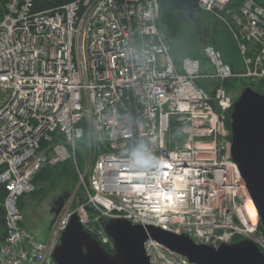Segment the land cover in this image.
Listing matches in <instances>:
<instances>
[{"label":"built area","instance_id":"1","mask_svg":"<svg viewBox=\"0 0 264 264\" xmlns=\"http://www.w3.org/2000/svg\"><path fill=\"white\" fill-rule=\"evenodd\" d=\"M196 1L231 35L240 69L208 44L211 73L195 58L176 64L160 0H75L43 12L33 0H8L0 19V264H56L53 251L73 215L104 248L113 244L101 220L124 219L215 248L248 240L264 255V231L257 212L246 211L252 201L230 156L225 122L234 101L224 87L232 78L264 86V7ZM198 80L212 81L210 92ZM172 117L182 125L179 140ZM137 153L151 162L141 164ZM66 161L77 185L47 241H38L18 200L34 191L38 171ZM163 191L178 198L169 203ZM144 250L150 264H193L151 238Z\"/></svg>","mask_w":264,"mask_h":264},{"label":"water","instance_id":"2","mask_svg":"<svg viewBox=\"0 0 264 264\" xmlns=\"http://www.w3.org/2000/svg\"><path fill=\"white\" fill-rule=\"evenodd\" d=\"M167 1L172 10L186 13L192 21L195 20L198 12L196 0ZM171 18V12L160 17V28L165 32H171ZM230 142L231 159L237 166L264 231V95L250 87H245L233 103ZM50 213L54 214L52 225L58 211ZM103 228L112 241L113 253H108L85 232L77 216L73 215L59 237L52 259L56 264H150L144 243L151 238L193 264H264V255L248 240L215 248L196 244L185 235H176L158 227L132 225L124 219L107 220Z\"/></svg>","mask_w":264,"mask_h":264},{"label":"rangeland","instance_id":"3","mask_svg":"<svg viewBox=\"0 0 264 264\" xmlns=\"http://www.w3.org/2000/svg\"><path fill=\"white\" fill-rule=\"evenodd\" d=\"M161 4V12L167 13L168 8L166 7L164 0H161ZM174 19L176 34L173 37H168V43L173 55L177 59L181 60L185 57L193 56L201 60L203 58L204 41H209L212 38V41H215L214 43L222 50H224V45L228 43L225 39L226 35L224 34V27L221 28V26H218V28H214L211 24L210 16L204 19L203 17L195 15V20L192 21L186 13L176 12ZM227 49H230L229 58L234 61V67H236V69L237 67L239 68V65L241 66V61L237 53L230 46H228ZM206 68L209 72L212 71L208 64L206 65ZM244 88L237 87L229 92L233 101L237 99ZM175 134V132L172 133V136L176 137ZM58 181L60 185H55L53 188L47 186L45 188L46 193L42 197L35 200L31 199L28 203L26 202L21 211L26 227L31 231L38 230L41 235H45L42 242L47 241L50 234L51 222L54 218L49 210L52 199L55 194L60 192V190L72 186L74 179L71 176H68ZM34 234V238L38 240L40 235L37 233ZM239 240L241 239L237 238L235 242Z\"/></svg>","mask_w":264,"mask_h":264},{"label":"trees","instance_id":"4","mask_svg":"<svg viewBox=\"0 0 264 264\" xmlns=\"http://www.w3.org/2000/svg\"><path fill=\"white\" fill-rule=\"evenodd\" d=\"M73 1H75V0H33V9L36 12H43V11H47V10H53V9L59 8V7L63 6V5H66V4L70 3V2H73ZM243 1L244 0H231L230 7L232 9H234V10H237L239 5ZM255 1L259 5H262L264 7V0H255ZM7 2H8V0H0V19L3 17L4 11H5V5H6ZM160 5H161V8H162L161 0H160ZM211 24L214 26V28L215 27L218 28V26H220L217 23V21H215L212 18H211ZM221 28H222V26H221ZM223 30H224V34L226 35L225 39L228 42L226 45H224V50H226V51L222 50L219 46H217L214 43L215 41H212L213 38L208 41V45H212L218 51H220V53L222 55V58H223V61L225 63L229 64L231 66V68L234 71H236V70L240 69L241 66L239 65V68L237 67V69H236V67H234V61L229 58L230 52H229V49H227V47L230 46L237 53L236 45H235V42L232 39L231 35L227 31V29L224 28ZM166 35H167V38H168L169 35L167 33H166ZM171 54H172V57L174 59V62L176 64H179L180 59H177L173 55L172 51H171ZM190 57L198 59L197 57H193V56H190ZM199 61L201 63V68H202L203 65L207 64L204 56ZM202 72L211 73V72H205L203 70H202ZM197 85L199 87L203 88L204 90H206L207 92H210L211 86L213 84H212V81L198 80L197 81ZM244 86L245 87H250L255 92H258L260 94H264V86H263V84H261L259 82H250V81H247V80H244V79H240V78H232V79H229V80L224 82V87H225V89L228 92H230L233 89H236L237 87L244 88ZM231 110H229V112L227 113L226 122H225V127L228 130V132L230 131V113H231ZM170 121H171V127H172L171 128V132L172 133H174V132L176 133L175 135H176L178 140L181 139L183 137V135L181 134L182 125L178 124L176 122V118L175 117H172ZM229 139H230V136H229ZM78 143L80 145L84 144V142H81V141L78 142ZM78 159H79V161L81 163L79 154H78ZM2 169L3 168L0 166V172L2 171ZM68 176H71L74 179L73 185L70 186V187H67V190L70 193L75 188L78 179H77V176H76V174H75V172H74V170H73V168L71 166V163L69 161H66V162H63V163H60V164H57V165H54V166H45V167H43L40 171H38L36 173V175L33 178L32 184L34 186V191L31 194H29V195H26V196H23V197L19 198L18 207H19L20 211L23 210L24 205L26 204V199L27 198H29V200H31V199L35 200V199H38V198L42 197L46 193V191H45L46 189L45 188L47 186L48 187L51 186L53 188L55 185L59 184L58 180L63 179V178L68 177ZM57 181H58V183H57ZM4 196H5L4 186L0 185V226L2 227V231H3L2 235L0 236V244L3 242L4 236H5V230H4V224H3L4 210H3V207H2V202H3ZM100 223H101V225H103V223H104L103 220H101ZM260 228H261V226H260ZM91 237L95 238L93 235H91ZM236 239L237 238H235L234 242L236 241ZM105 250L108 253H113L114 252V249L110 248V247H105Z\"/></svg>","mask_w":264,"mask_h":264},{"label":"flooded vegetation","instance_id":"5","mask_svg":"<svg viewBox=\"0 0 264 264\" xmlns=\"http://www.w3.org/2000/svg\"><path fill=\"white\" fill-rule=\"evenodd\" d=\"M164 2H165L166 7L168 8V12H171V14H172V18H171V32L170 33L169 32H166V33L169 35V37H173L176 34V32H175L176 31L175 30V19H174L175 18V13L176 12L183 13V12L172 10L171 9V5L169 4V2L167 0H164ZM163 13L164 12H162L161 15ZM196 15H198L200 17H203L204 19L206 17H208L207 14H204L201 11H198L196 13ZM163 28H165V27L163 26ZM205 42L208 44V41H204V43ZM68 199H69V192H68V190L67 189L60 190V192L57 193V194H55L54 198L52 199L49 210L50 211L56 210V211H58V215H59L60 212H61V210L64 208V206H65V204H66V202H67ZM52 215L54 216V214H52Z\"/></svg>","mask_w":264,"mask_h":264},{"label":"snow or ice","instance_id":"6","mask_svg":"<svg viewBox=\"0 0 264 264\" xmlns=\"http://www.w3.org/2000/svg\"><path fill=\"white\" fill-rule=\"evenodd\" d=\"M162 168H165V169H170L172 167L171 164H162L161 165ZM165 175H167V173H165ZM177 191H179V189H177ZM159 195L166 199L169 203H173L175 202V200L178 198V197H175L173 196L171 193H169L168 191H163L161 193H159ZM158 210V209H157Z\"/></svg>","mask_w":264,"mask_h":264},{"label":"crops","instance_id":"7","mask_svg":"<svg viewBox=\"0 0 264 264\" xmlns=\"http://www.w3.org/2000/svg\"><path fill=\"white\" fill-rule=\"evenodd\" d=\"M229 51H230V49H229ZM206 65H207V64H205V65L202 66V70L205 71V72L208 71L207 68H206ZM208 72H209V71H208ZM29 201H31V200H29V198H27V199H26V202L28 203ZM24 226L26 227L25 223H24ZM26 229L32 234V236H33L34 233L39 234V235H40V238L38 239V241H42V239L45 237V235H44V234L41 235L40 232H39L38 230H34V231L32 230V231H31V230H29L27 227H26ZM2 233H3V231H2V227L0 226V236L2 235ZM34 235H36V234H34ZM46 236H47V235H46ZM33 237H34V236H33ZM34 239H35V238H34Z\"/></svg>","mask_w":264,"mask_h":264},{"label":"bare ground","instance_id":"8","mask_svg":"<svg viewBox=\"0 0 264 264\" xmlns=\"http://www.w3.org/2000/svg\"><path fill=\"white\" fill-rule=\"evenodd\" d=\"M246 211L248 213V215L251 217V218H255L256 217V210L253 206V203L252 202H247L246 205Z\"/></svg>","mask_w":264,"mask_h":264},{"label":"clouds","instance_id":"9","mask_svg":"<svg viewBox=\"0 0 264 264\" xmlns=\"http://www.w3.org/2000/svg\"><path fill=\"white\" fill-rule=\"evenodd\" d=\"M138 160V162H140L141 164H147V163H150V158H147L143 155V153H137V154H134Z\"/></svg>","mask_w":264,"mask_h":264}]
</instances>
